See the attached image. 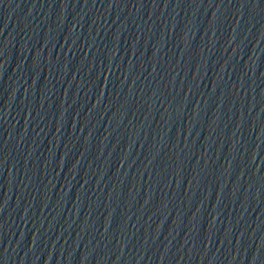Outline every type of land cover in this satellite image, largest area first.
Masks as SVG:
<instances>
[{
	"label": "water",
	"instance_id": "obj_1",
	"mask_svg": "<svg viewBox=\"0 0 264 264\" xmlns=\"http://www.w3.org/2000/svg\"><path fill=\"white\" fill-rule=\"evenodd\" d=\"M0 264H264V0H0Z\"/></svg>",
	"mask_w": 264,
	"mask_h": 264
}]
</instances>
